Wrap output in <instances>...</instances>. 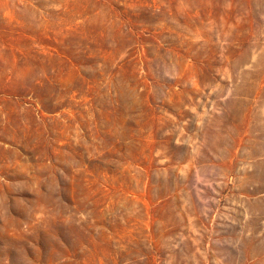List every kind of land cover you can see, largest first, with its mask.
<instances>
[{"label":"rangeland","instance_id":"obj_1","mask_svg":"<svg viewBox=\"0 0 264 264\" xmlns=\"http://www.w3.org/2000/svg\"><path fill=\"white\" fill-rule=\"evenodd\" d=\"M0 264H264V0H0Z\"/></svg>","mask_w":264,"mask_h":264}]
</instances>
